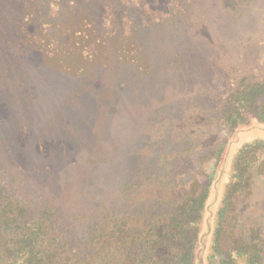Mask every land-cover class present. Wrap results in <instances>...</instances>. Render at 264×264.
<instances>
[{"label": "rangeland", "instance_id": "rangeland-1", "mask_svg": "<svg viewBox=\"0 0 264 264\" xmlns=\"http://www.w3.org/2000/svg\"><path fill=\"white\" fill-rule=\"evenodd\" d=\"M102 1L104 8L99 20L103 23L110 21L102 26L103 32L97 26L95 14H88L86 9L76 17V25L72 17L67 30L74 31L79 24L82 25V50H75L68 44L50 47L49 52L56 56L52 63L62 79L54 77L55 80L50 82L47 78V93L41 97L35 94L32 81L19 78V107L14 111H19V127L22 128L8 123L0 124L6 129L0 128V162L10 163V169L19 173L25 182L33 181L31 185H20V192L35 190L39 195L45 193L55 197L50 187L53 186L59 191L58 197L61 194L62 203L80 208L82 213H88L89 218L99 214L111 200L121 206L122 195L116 196V193L128 180L136 184L133 191L135 197L146 196L150 191V195L163 191L155 185L149 188L148 181L142 184L139 176L143 171L139 175L137 169L126 173L123 164L133 162L140 156L148 171L152 165L157 168L155 174L165 177L162 181L170 178L180 184L182 179L185 181L202 171L203 175L198 177L202 183L207 182L215 161L211 154L216 153L226 133V129L217 122V109L211 105V95L215 101V95L223 99L225 92L235 91L241 81L254 83L264 78V0H254L246 5V14L253 19H247L243 26H237L236 30L240 31L237 34L241 36L239 39L231 38L230 30L226 33L220 29L224 39L229 38L226 48L234 46L233 49H226L228 56L225 55L222 61L217 55L218 46L221 45L216 43L214 36L206 35L208 30L204 35L210 40L199 38L200 27L201 30L198 28V31H194L188 44L185 42L178 47L170 40L166 41V36L173 32L172 22L163 25L159 28L163 38H159L158 33L157 42L159 46L160 41L165 42L164 50H171L170 58L174 65L167 66L169 56L165 54L160 61L159 72L152 63L149 67L147 53L136 43L135 29H131L130 23L131 20L133 24L135 19L127 14L130 11L128 7H135L134 15L142 14L145 22L158 23L170 11H177L179 0ZM48 2L51 14H60L57 0ZM2 3L0 0L1 9ZM41 7H45V0H33L27 5L26 23L32 20L35 11H42ZM67 12L70 11L65 14ZM91 24L96 28L93 29ZM107 32L109 35L106 38ZM9 35L5 41L4 33H0V80L6 81V86L10 84L9 79L18 84L15 72L19 69L18 64L19 67L22 65L20 58L17 59L19 62H14V55L7 53L19 51L16 50L17 44L19 47V29ZM92 37L97 38V46L92 44ZM184 39L185 35L181 41ZM3 53L9 60L7 64L4 60L2 62ZM180 54L189 57L180 59ZM38 56L35 54L32 60L27 61L33 70L40 63ZM34 62L36 64L33 66ZM128 63L137 64L141 71L150 69L146 75L136 76V79L132 75L127 76L129 73L123 74ZM199 65L210 67L212 78L203 77L200 73L189 78L184 73V66H189L188 69L194 72ZM137 66H131V70ZM37 77L41 80V74ZM71 77L73 80L70 81ZM121 82L127 83V86L119 88ZM186 99L187 104L183 102ZM220 99L217 106L221 104ZM73 104L77 106H71ZM107 113L109 115L105 116ZM22 115L31 117L24 119L20 117ZM57 116L63 120L58 121ZM156 118L164 121L159 124L162 130L153 133L149 126ZM32 128L36 130L31 132ZM88 130V145L81 149L83 143L77 136L79 134L85 140ZM249 133L246 136L252 135ZM153 157L156 159L151 160ZM109 162L118 168L104 166ZM248 183L249 189L237 195L223 209L222 227L230 229L222 234L225 241L221 240L222 249L226 248V243L231 244L239 238L253 239L259 236L264 239V174L253 176ZM180 189L175 188L176 191ZM82 196L87 199L84 207L80 205ZM228 248L230 250V245ZM211 255L212 261L217 259L213 253Z\"/></svg>", "mask_w": 264, "mask_h": 264}, {"label": "trees", "instance_id": "trees-1", "mask_svg": "<svg viewBox=\"0 0 264 264\" xmlns=\"http://www.w3.org/2000/svg\"><path fill=\"white\" fill-rule=\"evenodd\" d=\"M1 1L4 3L2 9L0 6V33H4L3 38L7 41L9 34L19 29V47L16 45V50L19 51L7 53L14 55V62L20 58L22 65L19 67L18 64L19 69L15 72L18 84L9 79L10 84L6 86V81L0 80V124H13L21 129L19 111H14L19 107V78L32 81L35 94L45 97L46 79L50 82L55 78L62 79L59 70L52 63L56 56L49 52V48L68 44L81 51L84 46L83 30H80L83 29L82 25L69 31L67 28L71 24L70 19L73 17L72 21L76 25V17L86 9L88 14H95L97 26H100L102 32L104 23L109 24L110 21L103 23L99 20L104 8L102 0H57L56 5L60 11L57 16L51 14V5L45 0V7H41L42 11H35L29 23L25 21V12L27 5L33 3V0ZM253 2L254 0H179L177 11H170L158 23L145 22L143 15L139 13L135 17V7L129 4L127 7L130 11L127 14L135 19L133 24L130 20L131 29H135L139 48H144L148 55L149 67L152 63L156 72H159L160 61L165 54L166 57L169 56L167 66L174 65L170 58L171 50H164L165 42L160 41V46L157 42L158 33L159 38H163L159 29L163 25L172 22L171 29L174 33L168 34L166 41L170 40L178 47H182L185 42L188 44L194 31L202 28L199 38L204 40L209 39L208 35L214 36L216 43L221 45L218 46L217 55L222 61L226 58L225 55L228 56L226 49H233L234 46L226 48L229 38L225 40L220 29H224L226 33L230 30L231 38L239 39L241 36L237 33L240 31L236 28L243 26L247 19H253L246 14V5ZM66 11L70 12L65 14ZM91 26L96 28L93 24ZM108 35L109 32L105 37ZM184 35L185 39L181 41ZM92 38V44L97 46V38ZM35 54L39 55L40 63L34 66V62L36 69L33 70L27 61L32 60ZM186 57L189 56L180 54V59ZM1 58L5 64L9 63L4 53ZM125 65L123 74L129 73L127 76L132 75L136 79V76L146 75L150 69L141 71L135 64L137 67L131 70L134 64ZM183 68L189 78L195 76V73L203 74L208 79L213 76L210 67L205 65H199L194 72L188 69L189 66ZM38 74H41V80L37 77ZM35 78L43 88L37 85ZM69 80H73L72 77ZM126 86L127 83L121 82L118 87ZM215 98L216 101L211 95V105L217 109V122L226 129V133L216 153L211 154L215 161L207 182L200 181L198 176L203 175L201 171L190 179H182L180 184L170 178L163 180L166 181L163 184L161 179L165 177L155 174L157 168L152 165L148 171L140 156L133 162L123 164L126 173L137 169L139 175L143 171L139 181L142 184L148 181L149 188L156 186L163 191L153 195H150V191L146 196L135 197L133 191L136 184L128 180L116 193V196L122 195L121 206L111 200L106 208L91 218L87 217L88 213H82L80 208L62 203L61 194L58 197L59 191L53 186L50 187L55 197L45 193L39 195L35 190L20 192V185H31L33 181L25 182L19 173L10 169V163L0 162V264H264V239L259 236L253 239L239 238L240 240L232 241L231 244L226 243V248L223 249L221 245L222 234L230 229L222 227L223 209L237 195L249 189L250 178L264 174V78L254 83H245L243 80L235 91L225 92L223 99L216 95ZM219 99L221 104L217 106ZM187 101L188 99L183 102L187 104ZM129 102L131 105L132 102ZM71 106L75 107L77 104ZM108 115L107 113L105 116ZM20 117L27 119L31 116ZM56 119L63 120L60 116ZM162 121V118L152 120L150 131H161L159 124ZM4 125L0 128L5 131ZM35 130L36 128H32L31 132ZM248 132L252 135L246 136ZM12 134L15 138V132ZM89 136V130L85 140L78 134L77 139L83 143L81 149L88 145ZM155 159L153 157L151 160ZM104 166L118 168L112 162L105 163ZM36 170L41 172L39 168ZM175 188L181 189L176 191ZM86 200V197H81V207L86 205ZM222 242H225L224 238ZM211 253L216 260L212 261Z\"/></svg>", "mask_w": 264, "mask_h": 264}]
</instances>
